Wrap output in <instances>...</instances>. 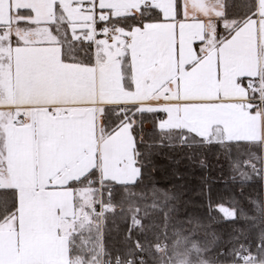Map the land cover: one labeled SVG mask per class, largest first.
Listing matches in <instances>:
<instances>
[{"label": "snow or ice", "instance_id": "6c2138e0", "mask_svg": "<svg viewBox=\"0 0 264 264\" xmlns=\"http://www.w3.org/2000/svg\"><path fill=\"white\" fill-rule=\"evenodd\" d=\"M0 264H264V0H0Z\"/></svg>", "mask_w": 264, "mask_h": 264}, {"label": "trees", "instance_id": "16d2710c", "mask_svg": "<svg viewBox=\"0 0 264 264\" xmlns=\"http://www.w3.org/2000/svg\"><path fill=\"white\" fill-rule=\"evenodd\" d=\"M210 158H211V154H210ZM158 164L165 166L161 173L160 176L158 177L161 182H166L169 179V176L167 175V161L161 157L158 159ZM209 180L212 182L214 191L217 192H222L223 191V186H222V179H227V177H223L221 178V175L218 171H213L210 174H208ZM196 187L195 185H190V188ZM188 195L192 198V201H194V203L191 204V207L193 209H196L198 207H201V201L199 199V192L198 191H189Z\"/></svg>", "mask_w": 264, "mask_h": 264}]
</instances>
